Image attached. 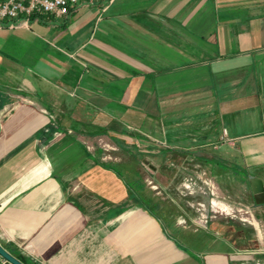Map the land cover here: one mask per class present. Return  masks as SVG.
<instances>
[{"label":"crops","instance_id":"1","mask_svg":"<svg viewBox=\"0 0 264 264\" xmlns=\"http://www.w3.org/2000/svg\"><path fill=\"white\" fill-rule=\"evenodd\" d=\"M251 176L264 0L0 20V243L27 264H264Z\"/></svg>","mask_w":264,"mask_h":264},{"label":"built area","instance_id":"2","mask_svg":"<svg viewBox=\"0 0 264 264\" xmlns=\"http://www.w3.org/2000/svg\"><path fill=\"white\" fill-rule=\"evenodd\" d=\"M97 1L99 0H0V20L22 19L28 22L32 16L44 13L67 16L79 5Z\"/></svg>","mask_w":264,"mask_h":264},{"label":"water","instance_id":"3","mask_svg":"<svg viewBox=\"0 0 264 264\" xmlns=\"http://www.w3.org/2000/svg\"><path fill=\"white\" fill-rule=\"evenodd\" d=\"M251 185L255 200L258 204L264 203V183L261 179L251 176ZM0 264H27L12 254L0 243Z\"/></svg>","mask_w":264,"mask_h":264},{"label":"rangeland","instance_id":"4","mask_svg":"<svg viewBox=\"0 0 264 264\" xmlns=\"http://www.w3.org/2000/svg\"><path fill=\"white\" fill-rule=\"evenodd\" d=\"M113 157H114V155L111 158L113 159ZM148 186H150V185H148Z\"/></svg>","mask_w":264,"mask_h":264}]
</instances>
